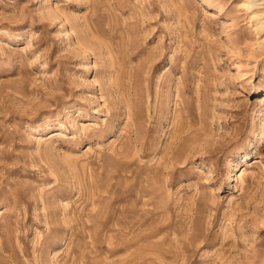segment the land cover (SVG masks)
<instances>
[{
	"label": "rangeland",
	"instance_id": "374dc122",
	"mask_svg": "<svg viewBox=\"0 0 264 264\" xmlns=\"http://www.w3.org/2000/svg\"><path fill=\"white\" fill-rule=\"evenodd\" d=\"M0 264H264V0H0Z\"/></svg>",
	"mask_w": 264,
	"mask_h": 264
},
{
	"label": "bare ground",
	"instance_id": "6f19581e",
	"mask_svg": "<svg viewBox=\"0 0 264 264\" xmlns=\"http://www.w3.org/2000/svg\"><path fill=\"white\" fill-rule=\"evenodd\" d=\"M256 4H258V2H256V1L254 3H251L252 6H255Z\"/></svg>",
	"mask_w": 264,
	"mask_h": 264
}]
</instances>
